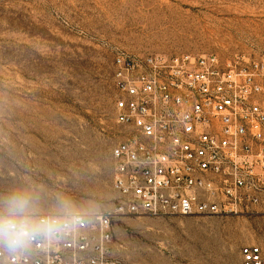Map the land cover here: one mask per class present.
Here are the masks:
<instances>
[{
    "label": "rangeland",
    "instance_id": "1",
    "mask_svg": "<svg viewBox=\"0 0 264 264\" xmlns=\"http://www.w3.org/2000/svg\"><path fill=\"white\" fill-rule=\"evenodd\" d=\"M264 58V0H0V214H95L115 205L114 55ZM120 264H241L264 214L120 216Z\"/></svg>",
    "mask_w": 264,
    "mask_h": 264
},
{
    "label": "built area",
    "instance_id": "2",
    "mask_svg": "<svg viewBox=\"0 0 264 264\" xmlns=\"http://www.w3.org/2000/svg\"><path fill=\"white\" fill-rule=\"evenodd\" d=\"M113 64L114 207L72 212L77 225L59 236L0 242V264H120V216L264 214V58L118 50ZM58 214H0V225ZM240 252L241 264H264V241Z\"/></svg>",
    "mask_w": 264,
    "mask_h": 264
},
{
    "label": "clouds",
    "instance_id": "3",
    "mask_svg": "<svg viewBox=\"0 0 264 264\" xmlns=\"http://www.w3.org/2000/svg\"><path fill=\"white\" fill-rule=\"evenodd\" d=\"M31 202V198L27 195L14 193L7 197L2 204L4 211L9 215L19 216L25 212ZM76 225V217L70 207L64 205L60 214L44 222L17 223L14 228L8 224L0 225V242L7 244L9 247H18L27 244L30 237L48 239L72 230Z\"/></svg>",
    "mask_w": 264,
    "mask_h": 264
}]
</instances>
